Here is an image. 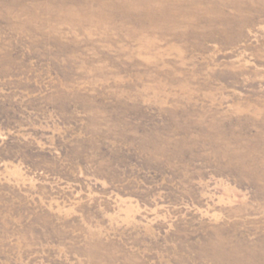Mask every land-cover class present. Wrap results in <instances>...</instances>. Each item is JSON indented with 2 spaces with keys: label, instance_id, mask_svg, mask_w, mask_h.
Returning <instances> with one entry per match:
<instances>
[{
  "label": "rangeland",
  "instance_id": "1",
  "mask_svg": "<svg viewBox=\"0 0 264 264\" xmlns=\"http://www.w3.org/2000/svg\"><path fill=\"white\" fill-rule=\"evenodd\" d=\"M0 264H264V0H0Z\"/></svg>",
  "mask_w": 264,
  "mask_h": 264
}]
</instances>
